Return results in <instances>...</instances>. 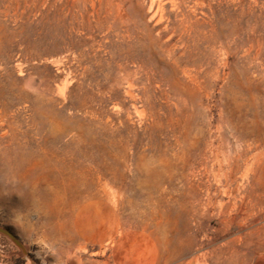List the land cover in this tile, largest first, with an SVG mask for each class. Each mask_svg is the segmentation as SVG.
<instances>
[{"label": "rangeland", "instance_id": "obj_1", "mask_svg": "<svg viewBox=\"0 0 264 264\" xmlns=\"http://www.w3.org/2000/svg\"><path fill=\"white\" fill-rule=\"evenodd\" d=\"M0 224V264H255L264 0H0Z\"/></svg>", "mask_w": 264, "mask_h": 264}, {"label": "water", "instance_id": "obj_2", "mask_svg": "<svg viewBox=\"0 0 264 264\" xmlns=\"http://www.w3.org/2000/svg\"><path fill=\"white\" fill-rule=\"evenodd\" d=\"M0 234H3L13 240L23 252H26V247L22 241L6 226L0 224Z\"/></svg>", "mask_w": 264, "mask_h": 264}, {"label": "bare ground", "instance_id": "obj_3", "mask_svg": "<svg viewBox=\"0 0 264 264\" xmlns=\"http://www.w3.org/2000/svg\"><path fill=\"white\" fill-rule=\"evenodd\" d=\"M130 88V87H129ZM127 92V91H126ZM117 108V107H116ZM222 173H220V175H221ZM222 176H224L223 174H222ZM235 218V217H234ZM78 262V261H77ZM255 264H264V255H261V256H259L257 259H256V261H255Z\"/></svg>", "mask_w": 264, "mask_h": 264}]
</instances>
